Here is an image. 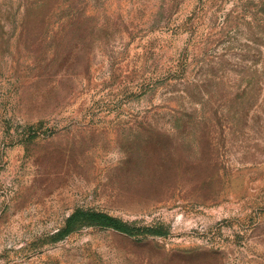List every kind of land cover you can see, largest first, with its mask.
I'll list each match as a JSON object with an SVG mask.
<instances>
[{
  "label": "rangeland",
  "instance_id": "obj_1",
  "mask_svg": "<svg viewBox=\"0 0 264 264\" xmlns=\"http://www.w3.org/2000/svg\"><path fill=\"white\" fill-rule=\"evenodd\" d=\"M0 264H264V0H0Z\"/></svg>",
  "mask_w": 264,
  "mask_h": 264
},
{
  "label": "trees",
  "instance_id": "obj_2",
  "mask_svg": "<svg viewBox=\"0 0 264 264\" xmlns=\"http://www.w3.org/2000/svg\"><path fill=\"white\" fill-rule=\"evenodd\" d=\"M83 223L98 224L105 227H111L126 234H131L135 229H138V227H135L130 223L105 211L77 208L67 216L65 225L57 233V235L59 236L68 233L75 229L76 226ZM144 229L148 232H156V229L150 226L145 227Z\"/></svg>",
  "mask_w": 264,
  "mask_h": 264
}]
</instances>
